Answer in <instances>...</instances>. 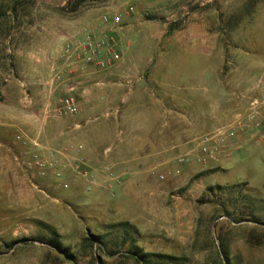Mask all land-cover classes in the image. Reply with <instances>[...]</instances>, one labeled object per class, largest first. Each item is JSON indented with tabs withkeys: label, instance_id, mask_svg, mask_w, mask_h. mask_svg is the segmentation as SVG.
Listing matches in <instances>:
<instances>
[{
	"label": "rangeland",
	"instance_id": "obj_1",
	"mask_svg": "<svg viewBox=\"0 0 264 264\" xmlns=\"http://www.w3.org/2000/svg\"><path fill=\"white\" fill-rule=\"evenodd\" d=\"M254 100L264 0H0V264H264V126L199 153Z\"/></svg>",
	"mask_w": 264,
	"mask_h": 264
},
{
	"label": "built area",
	"instance_id": "obj_2",
	"mask_svg": "<svg viewBox=\"0 0 264 264\" xmlns=\"http://www.w3.org/2000/svg\"><path fill=\"white\" fill-rule=\"evenodd\" d=\"M133 8L129 7L128 11H132ZM104 22L108 21L107 17L103 18ZM120 21V15L114 16L111 20L112 24H118ZM107 42V36H104L99 42L93 43L90 38L86 40L81 46V50L85 52L82 60L87 64H94L99 69H105L109 67L113 62L118 59V54L115 50L109 48ZM71 46H67L66 53L69 52ZM100 52H105V57L98 59ZM74 88L70 89L73 92ZM60 109L58 112L65 115H74L77 113L76 101L72 93L61 99ZM264 126V100L258 102L256 100L250 103L247 112L236 114L230 124L225 127L217 128L211 134L204 136L201 141V149L199 150L200 157L212 158L213 149L225 143L226 140L231 139L238 133L244 131H261ZM223 146V145H222Z\"/></svg>",
	"mask_w": 264,
	"mask_h": 264
},
{
	"label": "trees",
	"instance_id": "obj_3",
	"mask_svg": "<svg viewBox=\"0 0 264 264\" xmlns=\"http://www.w3.org/2000/svg\"><path fill=\"white\" fill-rule=\"evenodd\" d=\"M76 7H77V6L75 5L74 8H76ZM96 239H97V238H96ZM50 243H51V245H52L54 248H56V249H60L64 254L66 253V250H67V249H61V247L59 246L60 244L58 243L57 240L53 239V240H51ZM132 255L136 258V260L141 261L142 264H152V263H151L152 261L146 259L147 256L145 257V255H140V254H138L137 252H132ZM159 258L163 259L162 256L159 257Z\"/></svg>",
	"mask_w": 264,
	"mask_h": 264
},
{
	"label": "crops",
	"instance_id": "obj_4",
	"mask_svg": "<svg viewBox=\"0 0 264 264\" xmlns=\"http://www.w3.org/2000/svg\"><path fill=\"white\" fill-rule=\"evenodd\" d=\"M94 102V100H92ZM239 138V137H238Z\"/></svg>",
	"mask_w": 264,
	"mask_h": 264
}]
</instances>
